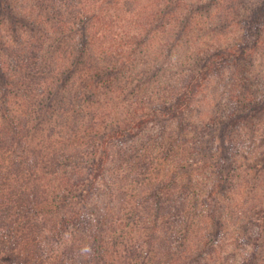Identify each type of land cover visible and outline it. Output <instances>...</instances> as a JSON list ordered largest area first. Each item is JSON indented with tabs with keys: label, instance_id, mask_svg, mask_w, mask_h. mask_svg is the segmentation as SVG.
Returning <instances> with one entry per match:
<instances>
[{
	"label": "trees",
	"instance_id": "trees-1",
	"mask_svg": "<svg viewBox=\"0 0 264 264\" xmlns=\"http://www.w3.org/2000/svg\"><path fill=\"white\" fill-rule=\"evenodd\" d=\"M11 1L0 0V264H200L204 248L213 249L217 244L196 238L194 223L185 209L189 200L193 205L198 201L196 189L191 188L190 170L210 163L217 175L224 171L232 161L234 129L238 128L239 136L240 124L252 118L259 107L250 97L223 114L215 128L189 113L195 106L193 97L209 79H220L229 69L234 70V79L237 75L240 80L248 77L243 76L245 64L264 49V0H229L227 7L224 0H185L176 18L184 0H146V5L139 8L135 6L140 0ZM29 2L40 13L50 10L57 16L34 18L25 8ZM20 4L24 9L18 7ZM70 15L75 16L74 22ZM115 22L122 23L116 34L125 42L121 52L113 50L111 31L117 27ZM207 29L210 34L216 32L211 41ZM225 30L231 36L226 45L217 40V31ZM159 33L163 44L155 54L158 58L165 55L167 61L176 59L174 69L163 63L165 70L173 69V75L165 80L166 99L158 103L156 93L150 91L137 96L123 111L110 109L107 117L96 112L91 117L92 109L96 111L91 90L97 87L110 93L124 70L133 71L125 76L128 84L136 82L133 93L141 90L144 80L158 78L162 65L155 64V72L150 74L151 53L147 51ZM39 69L47 70L46 78L37 76ZM77 72V80H72ZM69 83L77 85L75 101L74 96L67 95L73 88ZM58 108H62V114H70L72 141L68 145L58 141L56 152L61 159L52 147L49 156L56 161L46 164L41 156L48 153L39 151L38 156L21 141L27 139L24 119L33 113L42 120L40 114L58 113ZM84 116H89L86 125ZM153 125L159 129L158 136L143 138L147 142H142L137 156H144L148 141H161L167 148L156 156L151 168L161 167L172 156L177 171L169 176L170 183L160 188L157 185V190H151V181L142 184L132 179L138 190L133 206H114L108 195L120 190L115 183L121 172L114 170L111 181L106 182L108 165H114L110 159L105 162L107 145L116 139L148 137V126ZM202 127L206 134L210 132L207 138L201 137ZM199 129V136H195ZM216 135L220 148L214 155L210 148ZM80 146H90L89 151L78 149L71 156L68 147ZM117 151L114 148L113 153ZM12 171L22 178L13 191L2 181L3 175L9 176ZM223 183L219 177L202 197V220L206 224L202 233L213 228L214 236L220 234L221 220L211 214V204L217 189H224ZM174 193L177 210L165 206L172 203ZM149 206L152 221L158 225L150 227L149 233L159 234L158 228L168 229L177 222L180 231L172 248L177 256L141 226ZM129 233L133 235L129 237Z\"/></svg>",
	"mask_w": 264,
	"mask_h": 264
},
{
	"label": "rangeland",
	"instance_id": "rangeland-1",
	"mask_svg": "<svg viewBox=\"0 0 264 264\" xmlns=\"http://www.w3.org/2000/svg\"><path fill=\"white\" fill-rule=\"evenodd\" d=\"M13 1L14 0H12L11 3ZM223 2H225L226 7L227 4L229 6V0H224ZM146 3V0L144 2L140 0L135 7H142L144 6V4L146 5ZM28 4L27 6H25V8L34 18L37 16L48 15L57 16V12L55 11H53L52 13L49 10L46 11L47 13L43 12L45 13L43 14L42 12L40 13L39 11H37L30 2ZM184 5L185 0L184 2L182 1L180 3L177 12L174 15L175 18L179 16L180 12H182ZM20 6L21 4L18 5V7ZM20 8H23V6H21ZM103 14V16H105V13ZM3 16H7L6 13H4ZM151 16H153V14H150L149 17ZM69 18H72L70 20L71 22H74L75 16H71ZM39 20L44 21V19L42 18ZM101 24L102 23L100 21L99 27H101ZM120 24L122 23L115 22V25L117 27L115 29L113 28L111 31L112 37L115 39L113 50H116L118 52L123 51L124 47H122V45H125L124 39H121L120 36H116L119 31L118 26ZM209 32V30L206 31L207 37L211 41L216 32L214 34H210ZM217 32L219 34L217 40L223 42L226 45V42H229V38H231V36L228 35V31L225 30L223 32ZM233 32L238 33L236 29H234ZM157 35L158 36H155V38L152 40V44H150V48L147 52L151 53L149 56L150 61H148L150 74L155 72V64L162 65V71L158 74V78L156 80H144L141 87V90L143 89V92L139 90L137 93H133L136 82L132 80L130 84H128V78L125 77L127 75V72H130L131 74L133 73L131 69L124 70L120 78L113 82L110 93L108 92L109 90H98L97 87L94 88L93 85H91L92 88H94V90H91L93 93V107L96 109V111H94L93 109L92 112L90 111L91 117L92 113L94 112L99 114L103 113L101 117H107L109 115L106 113V111L111 113L110 109L112 110V112L123 111L124 107H126L127 105L131 107L130 103L134 102V99L137 98V96H140L142 94L143 96H145L147 92L150 91L152 93H156L157 100L159 101L158 103L166 99L165 88H167V86L165 80L167 79V77H169L167 75H173V73L171 72L174 69V66L172 67V65L174 64L176 59L175 57H173L174 60L170 58L167 61L165 59V55L159 58L157 57L155 52H157L156 50L159 48L160 44H163L161 41L163 39H161L160 33ZM251 36L252 34L249 35V40ZM125 41L127 40L125 39ZM184 54L185 52L183 53V55ZM152 57H156L157 59L152 60ZM164 62L166 65L171 66L173 69L171 68L170 70H165V68L163 67ZM79 68L81 69L82 67ZM244 68L246 69L245 71L250 72L248 73V75H245L246 72L244 71L243 76H248L245 79L240 80L241 77L239 75H237L236 79H234L232 76L234 70L229 69L228 71L224 72L225 75L220 79L213 78L209 79L211 81L208 84L204 83L201 91L193 97V104L195 106L193 110H190L191 112L189 113L190 116L197 115V119H199L201 123L202 121L204 123H209V127L215 128L218 125V123L216 124V122L222 119L223 114L231 112L234 108L240 105V103L243 104L245 100L249 99L250 97L253 101L258 103L259 107L258 111L256 110L252 118L244 121L242 125L240 124L239 136L237 135L239 132L238 128L234 129V134L232 135L233 148L231 150L232 161L230 164L228 163L224 171L217 175L215 167L210 165V163L200 165L198 166V168L195 167L190 170V174L192 173L191 177L193 179V181L191 182V188H193V190L196 189V196L198 201L194 203V207L193 201L189 200V204L187 203L188 206H186L185 209H188V215L190 214L191 221L194 223L197 235L196 238L198 237L199 240L207 243L211 241L212 244H217V246L213 249H210V247L209 249L204 248V255L202 256L204 259L201 260L200 264H241L243 260L246 263L250 260V264H264V49L258 51L257 55L251 57V59L245 64ZM251 69L253 70L251 71ZM45 72H47V70L43 71L39 69L37 76L39 78L45 77ZM77 77L78 72L74 74L72 80L76 81ZM131 78L132 76H130L129 80ZM69 85L71 86V83H69ZM71 87H73L72 91L67 95L75 97L74 92L77 91V85ZM101 87L102 86H100V88ZM75 100L76 97L74 101ZM135 101L139 102V100L137 99ZM61 102L65 103L67 102V100H62ZM55 103H53V110H56L55 108L57 106V103ZM32 105L33 103L31 104V106ZM61 109L62 108H58V113L57 111H52V113L51 111H49L47 115L40 114V118L42 120L36 119L37 115H32L33 113L29 114V116H26V119H24V121L27 122L25 129V135L27 139H23L21 141L23 143L25 142L24 146H26V148H28L29 150L33 149L36 153L39 151L48 153L41 156V158L46 160V164H52L56 161V159L53 160V157L49 156V152L52 147L55 148V154L57 158L58 156H60L59 153L56 152L60 147L57 145L59 143L58 141L66 145L69 144V141H72V120L70 119V114H68V112L62 114ZM87 118H89V116H87ZM87 118H84L85 125L88 123ZM197 119L196 122H198ZM97 121L100 120L97 119ZM196 124L200 127L198 123ZM73 126H76V124H73ZM148 127H151V129L154 131L153 133H151V129H149L150 134L148 137H141L140 135V137L136 140H128L125 138L116 139L112 140V145H107L104 153L105 162L107 163V161L110 159L111 162H114V165H108V172L104 176L106 182L108 183L111 181L114 170H120L121 172L119 175L120 178L115 183L116 189L120 188V190L116 191L114 194H112V196L108 195L112 199V205L114 206H120L121 204H125V206L127 205V207L133 206L134 201H136L135 195L137 194L138 190L131 184L132 179L139 180L142 184L151 181V185L150 183H148L152 188L151 190H157V185H159L160 188L162 184L170 183L169 176H172L174 171H177V168L173 167L174 165H176V163L172 161V156L170 159L165 160L166 162H162L161 167L151 168V163L156 160V156L160 154L162 150H165L167 148L166 146L164 147L161 145V141L160 143L156 142V144L148 141L146 149L144 150L143 148L142 151V153H144V156H137L142 142L144 144L147 142H144L143 138L150 140L151 138H156L159 134V129L156 128V125ZM94 128H96V126H94ZM169 128L170 127H168V129ZM203 131L204 127L201 128V132ZM193 134L195 136H199L200 129ZM209 134L210 132L207 134L203 132V134L201 133V137L207 138ZM20 136H24V133L20 134ZM216 138H218L217 135L211 141L212 148H210V153L214 155L219 153L218 150L220 148L218 147L219 141H216ZM165 140H163V144L165 143ZM89 148L90 146H80L79 148L76 147L73 149L68 147V149L71 151V156H73L78 149L81 151L86 150L88 152ZM114 148L116 149V151L118 150L117 153H113ZM186 148H188V146ZM37 155L40 156V153H37ZM172 155L177 156V153L176 155ZM58 159L61 158L59 157ZM93 160L96 161V157ZM216 162L219 161L216 160ZM209 165L212 167H210ZM3 176L4 179L1 178L2 181L6 184L7 189L11 191L15 190L18 183L22 181V178L18 177L17 171H12L11 175L9 176ZM219 177H222L224 179V189H222L221 191L217 189L215 195L212 196L211 207L214 213L211 212V214L215 217L217 216L218 219L221 220L219 226L220 234L214 236L215 231L212 232L213 228L209 230L207 234L206 232L202 233V230L205 228L206 224L204 223L205 220H202L204 217V208H202L201 200L202 197H205L207 195L208 191L212 190V184H214V182H217ZM156 178H158L159 180L157 181ZM175 179L177 180V176L175 177ZM128 184L131 185L128 186ZM100 187L98 188L99 195H101L102 193ZM9 190H6L5 192ZM163 191L166 190L163 189ZM130 194L133 195L132 198H128ZM174 194V197H171L172 203H167L165 204V206L167 205L168 207L175 208L174 210H177V204L174 203V201H177V194ZM90 207L91 203L89 208ZM151 209L152 207L149 208V211H144L143 214L144 216H146V219L140 223L141 226L147 228L145 232L146 234L149 233L150 227L158 226L155 222L152 221ZM173 221H175V219H173ZM157 230L160 231L159 234H157L156 231L150 232L149 235L159 237V240L164 241L166 243L165 246L169 247V250L173 252V256H177V253H175L174 249H172L174 242H177V232L180 231L179 227H177V222L171 223L168 229L158 228ZM128 235L129 237H131V235L133 234L129 233ZM133 238H135V236ZM142 239L143 238H140V240ZM194 241L196 242V240Z\"/></svg>",
	"mask_w": 264,
	"mask_h": 264
}]
</instances>
